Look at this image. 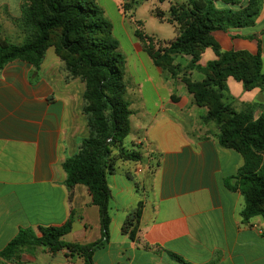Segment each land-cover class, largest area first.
Here are the masks:
<instances>
[{"label": "crops", "instance_id": "1", "mask_svg": "<svg viewBox=\"0 0 264 264\" xmlns=\"http://www.w3.org/2000/svg\"><path fill=\"white\" fill-rule=\"evenodd\" d=\"M122 2L105 0L100 6L106 14L107 5L114 3L125 25ZM160 2L169 3L166 11L158 9L168 19L171 6L186 0ZM248 2L220 0L216 6L240 9ZM23 3L0 0V26L20 19ZM213 37L224 53H261L264 65V0L253 26L215 31ZM128 38L129 48L121 52L126 57L131 133L137 136L132 148L125 147L140 152L147 168L139 170L137 181L121 169L128 161H119L108 174L110 240L94 253V264H181L172 255L190 264H264V220L244 221V195L226 187L246 165L244 155L221 145L219 127L205 120L208 109L196 105L186 85L155 64L135 35ZM176 59L178 64L180 59L187 65L192 61L191 56ZM217 59L209 47L197 65L206 67ZM64 75L55 53H48L39 69L16 60L0 70V250L23 228L41 235L40 228L63 226L71 216L73 228L64 241L89 244L101 239L100 211L89 189L66 185L64 164L77 153L85 123L82 87L66 84ZM192 75L202 79L196 71ZM223 100L254 120L264 113V88L246 90L233 77L226 81ZM132 117H138L136 126ZM140 202L139 231L132 239L123 227ZM10 264L85 260L41 246L16 255Z\"/></svg>", "mask_w": 264, "mask_h": 264}, {"label": "trees", "instance_id": "2", "mask_svg": "<svg viewBox=\"0 0 264 264\" xmlns=\"http://www.w3.org/2000/svg\"><path fill=\"white\" fill-rule=\"evenodd\" d=\"M218 1L186 0L182 5L171 6L168 19L157 11L155 15L159 20L181 27L165 53L156 52L152 39H149L151 37L139 31V27L143 26L141 21H135V36L141 43L150 42L145 45V51L157 66L172 74L175 69L173 56H192L195 65L207 48L212 47L215 51L218 59L200 68L206 79L187 84V89L196 105L208 109L205 120L214 121L219 126L221 145L242 153L246 159L240 173L226 182L230 191H241L246 199L242 212L244 221L258 216L264 220V158L260 157L264 153V113L254 120L252 115L238 113L223 100L229 77L242 82L246 90L264 88L261 53H224L213 37L215 31L229 32L253 26L260 13L261 0H248V6L240 9L218 8ZM136 4L138 2L134 1L124 7L126 17H135ZM20 19L31 34L20 45L0 38V70L16 60L39 69L48 48L53 45L54 34L58 32L56 54L75 76H81L86 81V113L91 135L82 139L80 151L66 160L64 169L66 185L70 190L79 184L89 189L93 204L99 207L102 236L89 244L64 241V237L72 231L73 216L63 226L40 228L41 235L23 228L0 250V264H10L16 255L41 246L51 253L67 250L71 255L84 258L85 264H94V253L103 249L110 240L107 176L116 171L119 161L142 160L140 152L125 147V139L131 133L132 114L127 99L126 57L114 37L112 22L96 0H25ZM142 210L143 203L140 202L123 227L124 233L132 239L139 231ZM172 257L181 264H190L176 255Z\"/></svg>", "mask_w": 264, "mask_h": 264}, {"label": "rangeland", "instance_id": "3", "mask_svg": "<svg viewBox=\"0 0 264 264\" xmlns=\"http://www.w3.org/2000/svg\"><path fill=\"white\" fill-rule=\"evenodd\" d=\"M96 1L98 2L99 5L100 3L105 4V0H96ZM122 1H123L122 2L123 9L124 7H127L128 5L132 4L134 1H137L138 4H136L135 18L132 19L130 17H127L125 25L122 22L123 18L119 15L115 4L109 3L107 5L106 16L109 20H111L114 26V37L121 44L120 50L122 49L126 50L129 48V43H127L128 42L127 39H130V38H128V35L129 34L135 35V30L137 29L136 27L137 25L134 23V21H141L143 23V26L139 27V31H142L143 33H145L147 37H151L149 39H152L153 41L152 45L154 46L156 52L159 51V53H165L164 51L165 49H168L169 43L172 42L171 40L176 39V37L181 31V27L175 26L167 21L161 22L155 16V13L158 11V9L162 11H166V7L168 6L169 3L167 2L164 4L160 2V0H145V1L122 0ZM24 4H25V0H24ZM26 4L28 5V3ZM30 34H31V30L30 32L28 31V29L24 26L22 19L11 20L9 22L4 21V24L0 26V38L10 43H14L18 45L24 44L26 40L29 39ZM58 39H59V33L56 32L53 36V42H52L53 45L50 48H48L46 55L48 53L56 54L55 45H57ZM146 44L149 45L150 42L147 41L146 43L145 42L141 43L143 49ZM180 56H188V55L173 56L174 58L173 63H174L175 69L172 71L173 74L170 71H166L167 73H170L173 77L181 80L182 83L186 85V87H187V84L189 83L202 82L203 80L206 79V76L200 70V68H203V66L197 65V62L194 65L192 61L189 65H187L186 62L182 59H180V62L178 64L176 58ZM57 57L61 60V58L58 55ZM61 61L65 67L64 82L66 84L76 85L77 88L82 87V91H83L82 92V115H83L84 123H85V126H84V129H85L84 136L85 137L84 138H87L91 135V128L89 125V116L86 113V107L88 105V102L85 99L86 81L81 76H77V75L75 76L72 70L68 69V66L66 65V63L63 60ZM192 71L198 72L202 79L198 80L194 78V76L192 75ZM62 74H63V71H60L61 77H62ZM137 120H138V117H132L133 126H136ZM136 136H137L136 132H132L125 139V146L127 148H132V142ZM144 145L146 146L147 144L145 143ZM81 146L82 144L78 146L77 152L80 151ZM144 148L146 149V147ZM129 150H132V149H129ZM263 154H260V157L262 159L264 158ZM146 168H147V165L145 162H142V160L141 161H128L127 163H124L121 165V169H126L131 174L134 181H137L139 178V174H140L139 170H144L145 172Z\"/></svg>", "mask_w": 264, "mask_h": 264}]
</instances>
